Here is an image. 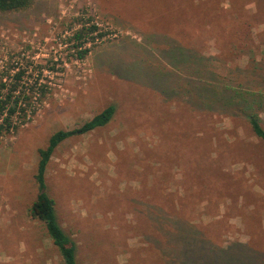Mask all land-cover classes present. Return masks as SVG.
<instances>
[{"label": "rangeland", "instance_id": "rangeland-1", "mask_svg": "<svg viewBox=\"0 0 264 264\" xmlns=\"http://www.w3.org/2000/svg\"><path fill=\"white\" fill-rule=\"evenodd\" d=\"M88 19L104 35L78 59ZM9 65L49 92L0 137V264H64L31 213L39 149L111 103L46 172L79 264H264V0H35L0 12Z\"/></svg>", "mask_w": 264, "mask_h": 264}, {"label": "trees", "instance_id": "trees-1", "mask_svg": "<svg viewBox=\"0 0 264 264\" xmlns=\"http://www.w3.org/2000/svg\"><path fill=\"white\" fill-rule=\"evenodd\" d=\"M34 2L35 0H0V12L28 9ZM90 20L78 27L72 35V49L78 59L85 58L96 43L97 36L104 35L101 32L95 35L99 26L96 23L88 25ZM11 66L9 65L8 71L0 76V137L16 132L30 120L37 113V104H42L49 92L46 82L36 78L30 84L26 83L23 80L26 69L20 65H13L12 68ZM39 69L42 70L40 67ZM115 112L116 105L111 103L81 126L55 131L50 136L48 144L39 149L40 158L36 174L38 194L31 205V213L45 224L49 236L60 251L64 264H79L77 243L59 221L55 199L48 191L46 180L48 164L60 143L73 135L87 133L108 124ZM249 121L254 134L264 141V125L260 116L257 113L251 114Z\"/></svg>", "mask_w": 264, "mask_h": 264}]
</instances>
